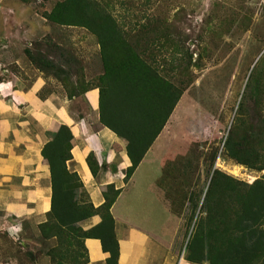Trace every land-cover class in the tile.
<instances>
[{"label": "rangeland", "instance_id": "374dc122", "mask_svg": "<svg viewBox=\"0 0 264 264\" xmlns=\"http://www.w3.org/2000/svg\"><path fill=\"white\" fill-rule=\"evenodd\" d=\"M57 1H4L12 12L0 16L1 48L5 43L8 47L1 53L8 71L3 79L19 77L29 86L43 76L46 96L76 98L72 108L84 115L90 108L83 92L103 74L100 45L86 29L60 27L45 18ZM95 1L118 20L123 34L156 71L184 90L116 209L118 216L139 223L151 217L168 232L173 229L163 253L176 264L205 218L203 204L214 172L249 184L264 176L225 153L232 125L253 118L254 104L246 105L244 117L240 112L248 80L264 62V0ZM28 52L44 55L65 73H41ZM257 107L264 118V88ZM34 223L0 214V264H51Z\"/></svg>", "mask_w": 264, "mask_h": 264}, {"label": "trees", "instance_id": "16d2710c", "mask_svg": "<svg viewBox=\"0 0 264 264\" xmlns=\"http://www.w3.org/2000/svg\"><path fill=\"white\" fill-rule=\"evenodd\" d=\"M45 18L60 27L86 29L97 37L103 74L97 85H88L83 93L100 90V124L127 142L132 163L126 172L128 182L169 122L184 90L156 71L150 59L123 34L118 20L95 0L57 1ZM28 59L41 73H65L44 55L36 57L28 52ZM247 88L240 116L246 115L247 104H254L252 121L238 119L232 125L225 153L239 164L262 172L264 118L257 104L263 98L264 62L255 67ZM40 96L45 98L44 91ZM73 141L70 128L63 125L43 149L53 187L51 211L38 226L40 240L48 248L45 255L51 264H89L85 241L94 238L110 255L106 264H118L120 244L112 208L121 190L108 186L106 202L95 207L75 170ZM88 163L96 176L93 155ZM202 212L205 218L197 223L186 245V262L264 264V176L249 184L216 170ZM95 216L102 222L86 231L83 223Z\"/></svg>", "mask_w": 264, "mask_h": 264}, {"label": "crops", "instance_id": "0c3cea01", "mask_svg": "<svg viewBox=\"0 0 264 264\" xmlns=\"http://www.w3.org/2000/svg\"><path fill=\"white\" fill-rule=\"evenodd\" d=\"M0 0V16L6 18L12 9ZM8 33L4 34L5 35ZM0 33V214L19 220H33L42 224L52 207V177L49 164L43 156L45 145L51 141L61 126L70 128L73 136V163L95 207L102 206L108 186L121 190L112 208L116 220V235L120 244L118 264H170L168 232L162 223H152L151 217L136 222L130 217L118 216L116 209L135 180L126 183V172L132 163L127 153V142L100 124V90L94 88L85 94L90 112L82 115L72 108L73 100L51 93L41 98L47 86L43 76H38L29 86L19 77L3 79L8 72L2 59ZM8 38V37H6ZM160 136L156 140H159ZM149 150L145 159L147 162ZM93 155L97 175L94 176L88 158ZM142 164V163H141ZM105 166V167H104ZM142 166V165H141ZM140 167V166H139ZM139 169V168H138ZM137 169V171H138ZM151 176V175H150ZM147 193H153L149 188ZM142 214L141 217H143ZM137 218V217H136ZM102 222L100 216L83 223L89 231ZM167 224V223H166ZM171 238V237H170ZM89 264H106L110 255L105 253L99 239H87Z\"/></svg>", "mask_w": 264, "mask_h": 264}, {"label": "built area", "instance_id": "2783aa9c", "mask_svg": "<svg viewBox=\"0 0 264 264\" xmlns=\"http://www.w3.org/2000/svg\"><path fill=\"white\" fill-rule=\"evenodd\" d=\"M185 250L182 252V254L179 256L176 264H185L186 263V256H185Z\"/></svg>", "mask_w": 264, "mask_h": 264}, {"label": "bare ground", "instance_id": "6f19581e", "mask_svg": "<svg viewBox=\"0 0 264 264\" xmlns=\"http://www.w3.org/2000/svg\"><path fill=\"white\" fill-rule=\"evenodd\" d=\"M62 167V166H61Z\"/></svg>", "mask_w": 264, "mask_h": 264}]
</instances>
